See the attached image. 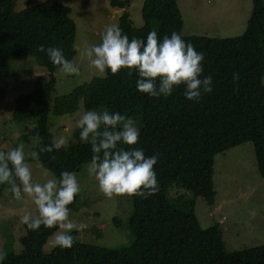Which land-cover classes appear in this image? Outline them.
<instances>
[{
  "label": "trees",
  "instance_id": "trees-1",
  "mask_svg": "<svg viewBox=\"0 0 264 264\" xmlns=\"http://www.w3.org/2000/svg\"><path fill=\"white\" fill-rule=\"evenodd\" d=\"M27 2L16 10L17 0H0V81L10 72V58L21 54L34 57L48 71V79L37 77L30 92L15 97L11 117L21 125L22 136L38 153L40 164L59 179L63 171L77 172L90 162L91 146L81 142L79 128L73 133L74 140L61 150L51 154L40 151L53 138L48 129L50 110L55 115L72 113L81 101L86 110L106 107L136 122L140 131L136 147L146 156L159 154L155 172L160 191L147 199L132 197L133 211L127 224L134 239L127 246L106 248L76 240L71 249L54 245L45 253L43 245L56 229L41 226L31 231L23 225L22 251L4 252L2 264H264V245L229 251L218 224L202 228L195 214V197H203L209 205L215 201L213 166L217 154L251 142L258 172L264 177L263 0H252L244 32L233 37L185 34L177 0H142L140 27L133 25L127 10L131 0H108L111 7L122 9L117 26L130 40L146 41L153 30L162 40L175 31L204 53L203 76H212L213 91L198 103L184 97L183 87L169 97L141 94L136 88L138 76H129L127 70L95 76L52 100L57 68L37 48L60 47L72 61L76 24L70 7L59 0ZM234 73H239L238 84ZM5 94L6 89L0 87V101ZM0 150L6 151L1 146ZM172 183L193 197L171 204L167 195ZM7 187L0 185V196ZM76 201L77 196L69 206L71 211ZM113 221L119 223L116 218ZM72 234L76 236L75 231Z\"/></svg>",
  "mask_w": 264,
  "mask_h": 264
},
{
  "label": "rangeland",
  "instance_id": "rangeland-1",
  "mask_svg": "<svg viewBox=\"0 0 264 264\" xmlns=\"http://www.w3.org/2000/svg\"><path fill=\"white\" fill-rule=\"evenodd\" d=\"M59 1L63 4H70L72 8L71 16L76 24L74 43L76 55L72 61L78 66L79 74L66 75L58 70L54 71L55 84L51 94L52 100L67 95L79 85L90 81L95 76H100L90 65L86 51L90 46L101 42V37L107 27L118 24V16L112 17L111 12L107 13V11H111L108 0ZM231 1L234 4H239L240 7L239 12L235 13V19L216 22L213 17H205L203 23H200L203 32L198 33L215 37H231L242 34L250 16L252 0ZM34 2H41V0H34ZM189 2L210 13L211 10L216 9L220 0H190ZM189 2L180 0L183 21L186 26L191 22ZM27 3V0H17L16 10L24 8ZM141 5L142 0H131L130 2L129 13L135 27H140L143 24L140 14ZM219 9L225 10V16L232 15V9L226 4L220 5ZM119 11L121 14L122 10ZM213 25L215 27L211 28ZM89 26L91 32L86 34L85 30H88ZM37 77L44 80L49 78V74L45 68L36 63L34 57L21 54L10 58V72L5 79L0 81V87L6 89L5 97L0 101V146L7 151L21 143L24 144L26 161L31 166L33 181L43 183L54 175L40 164L38 155L35 158L31 156V153L36 151L31 143L25 142L21 125L13 122L11 118L15 97L21 93L30 92ZM104 108L106 107H99L97 110ZM85 111L88 110L83 108L81 101L78 109L72 113L55 115L50 110L48 129L52 136L63 137L66 144L73 141V133L78 128L77 121ZM251 146H253L251 142H246L216 155V160H221L220 155L225 153L228 157L227 164L223 165L227 170L224 177L227 174L228 177L221 181L227 192L222 197L217 176L213 174L214 186L217 191L216 199L221 200V207L217 206L218 203L213 206L207 204L201 196L195 197V212L200 226L204 228L210 224H218L223 231L226 249L229 251L264 245V177L258 172ZM88 163L90 162H85L76 172L81 191L77 195L75 207L71 211V219L76 224L84 225L82 231L75 232L77 240L106 248L127 246L134 239L127 224L128 217L133 211L132 198L107 199L99 190L98 182L89 177L86 170ZM167 197L171 204H176L193 196L177 183H172L168 188ZM18 203L20 202L7 195L6 190L0 196L1 253L7 251L20 253L22 251L20 238L25 230L21 223V217L29 212L36 215L35 205L29 198H25L21 202L22 207L16 212H8L12 208L15 209L16 207L13 206ZM113 218L118 219L119 223L116 224ZM48 238L43 245L45 253H49L54 247L53 235ZM5 239H7L6 242Z\"/></svg>",
  "mask_w": 264,
  "mask_h": 264
},
{
  "label": "clouds",
  "instance_id": "clouds-1",
  "mask_svg": "<svg viewBox=\"0 0 264 264\" xmlns=\"http://www.w3.org/2000/svg\"><path fill=\"white\" fill-rule=\"evenodd\" d=\"M37 52L46 53L60 73L79 74L78 66L65 57L60 47L40 45ZM86 56L97 75L104 76L108 71L116 75L121 70H127L129 76L136 74L138 92L151 98L169 97L183 87L184 97L198 103L213 91L212 76H203L204 53L197 52L175 31L162 40L155 30L148 33L146 41L135 37L130 40L118 26L111 25L101 42L87 49ZM239 79V73H234V82L238 84ZM261 83L264 85V77ZM77 126L81 142L90 144L93 153L86 165L87 173L98 182L107 199H147L160 191L155 172L159 154L146 156L143 149L136 147L140 131L132 118L106 108L92 109L80 115ZM65 146L63 137H53L40 151L51 154ZM24 148L21 143L10 150H0V185H7L6 191L17 202L29 198L35 205L36 215L29 212L21 217L28 230L37 231L41 226L56 229L52 233L54 245L61 250L71 249L77 240L72 233L84 228L73 222L69 207L81 191L77 173L65 170L59 179L53 176L43 183L34 182ZM37 155L31 153L33 158ZM5 258L0 253V264Z\"/></svg>",
  "mask_w": 264,
  "mask_h": 264
},
{
  "label": "crops",
  "instance_id": "crops-1",
  "mask_svg": "<svg viewBox=\"0 0 264 264\" xmlns=\"http://www.w3.org/2000/svg\"><path fill=\"white\" fill-rule=\"evenodd\" d=\"M187 1L189 2L190 0H187ZM177 2H178V6H179V8L181 10L180 0H177ZM219 4L220 5H225L226 4L228 7H230L232 9V15L225 16V12H224L225 10L219 9V6H220ZM219 4H217L218 6L216 7L215 10H211V12L209 13V12L204 11L202 8L197 7L192 2L191 3L189 2V6H188L190 8L189 9V11H190L189 18H190V21L191 22L189 23L188 26H186L185 25V22H184V27H183L184 30H183V32L185 34H189V35L190 34H197V35L202 34V33H198V32H203V31H201L200 23H203V20H204L205 17H213L214 18V21H216V22L224 21L226 19L229 20L231 18L232 19H235V13L239 12V10H240L239 4H234V3H232L231 0H220V3ZM65 5H67V6L70 7V4H65ZM191 6H192V9H191ZM70 9H71V13H72V8L70 7ZM110 9H111V11H107V13L111 12L112 13V17L113 16H118V18H119V15H120V11L119 10H122V9H115L113 7H110ZM129 9H130V6L127 9L128 12H129ZM183 20H184V17H183ZM214 27H215V25H213L211 28H214ZM239 27L241 28L242 25L240 24ZM89 28H90V26L88 27V30L87 29L85 30L86 34H88V33L91 32V30ZM231 37H233V36H231ZM75 40H76V35H75ZM251 148H252V151H253V147L252 146H251ZM231 149H229V150H231ZM220 156H221V160H216V157H215L213 168H214V176L215 175L217 176V183L219 184V188H220V190L222 192V195H221V197H222L223 194L227 192L226 189H225V187L221 184V181L223 179H225L226 177H228V174L224 177V173H226L227 170L223 167V165H226L227 164L228 157L226 156V153L225 154H222ZM220 161L222 163H219ZM214 176H213V182H214V185H215ZM216 194H217V191H216ZM216 203H218L217 206L221 207V205H222L221 200H217L215 198V201L212 204V206L214 204H216ZM13 207H16V208L15 209L12 208V210L11 211H8V212H12V211H13L12 213L16 212L17 210H19L22 207V204L20 202V203L16 204ZM195 214H196V212H195ZM196 218H197V216H196ZM212 225L213 224H210L208 226H205L204 228L209 227V226H212ZM4 241L6 242L7 239H5ZM9 243H10V241H9Z\"/></svg>",
  "mask_w": 264,
  "mask_h": 264
}]
</instances>
